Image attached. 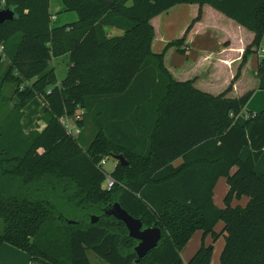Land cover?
Returning <instances> with one entry per match:
<instances>
[{"label":"trees","instance_id":"16d2710c","mask_svg":"<svg viewBox=\"0 0 264 264\" xmlns=\"http://www.w3.org/2000/svg\"><path fill=\"white\" fill-rule=\"evenodd\" d=\"M63 1L78 20L53 26L50 0H0V9L16 13L0 23V94L8 82L23 84L0 125V247L11 244L41 264H92L89 252L109 264H135L138 241L123 221L105 214L119 202L145 227L163 232L137 264H185L182 250L198 230L203 241L187 264H212L220 236V264H264V174L255 170L264 150V109L236 123L256 89H264V59L253 70L256 88L229 96L264 38V0ZM179 5H196L197 13L180 37L155 52L152 20ZM205 5L254 33L234 79L217 95L194 78L177 79L167 66L168 49L186 50ZM108 27L121 33L109 35ZM65 55L67 74L59 83L52 61ZM37 96L45 126L27 133L23 108ZM79 109L82 131L74 136L59 119ZM245 146L251 151L243 159ZM119 153L129 164L116 160L115 184L107 189L99 164ZM179 157L182 164L173 165ZM221 177L229 186L223 207L214 202ZM243 196L246 205L233 204Z\"/></svg>","mask_w":264,"mask_h":264},{"label":"crops","instance_id":"0c3cea01","mask_svg":"<svg viewBox=\"0 0 264 264\" xmlns=\"http://www.w3.org/2000/svg\"><path fill=\"white\" fill-rule=\"evenodd\" d=\"M196 13V5H179L154 18L152 22L156 27L157 33L153 44L154 51L158 53L162 52L169 41L180 37ZM111 30L114 32L113 35L121 33V31L114 28ZM253 38V32L240 26L234 20L226 17L223 13L211 6L205 5L202 20L197 22L188 34V46L186 50L180 51L175 47L168 49L166 56L167 66L177 79L184 81L194 78L196 79L195 84L198 88L217 95L225 91L231 84L240 66L244 49L252 42ZM263 59L264 38L260 48L249 57L248 62L242 69L240 78L234 84V88L229 96H239L248 90L256 88L257 79L253 74V70L257 69L259 62ZM28 105L24 109L25 114L22 119L24 131L27 133L34 128H27L25 124L26 108ZM44 108L45 105L43 106L42 113L38 117L43 115ZM263 109L264 89L258 88L247 104V111L237 116L236 123L244 125L247 121L248 113L258 114ZM251 127L252 124L249 127V131ZM116 132H118L116 134L131 139V137L125 135L119 129ZM136 141L138 144V140ZM250 151L251 149L245 146L241 150L240 156L246 159ZM182 162L183 158L179 157L173 162V165L179 166ZM255 170L264 174V150L256 163ZM228 190L229 186L226 178L221 177L214 191V202L217 206H222L221 193L226 192V196ZM236 201L239 203L241 200ZM197 246L199 247V242ZM0 264L41 263L33 260L31 255L22 249L4 243L0 247ZM212 264H219L217 260L214 261V257H212Z\"/></svg>","mask_w":264,"mask_h":264},{"label":"rangeland","instance_id":"374dc122","mask_svg":"<svg viewBox=\"0 0 264 264\" xmlns=\"http://www.w3.org/2000/svg\"><path fill=\"white\" fill-rule=\"evenodd\" d=\"M50 11L53 14V22L52 24L54 26H61L65 24H69L72 21H75L78 19V14L75 11H67L65 10V5L63 0H50ZM112 28H109V35H113L114 32L111 30ZM69 64L68 56H61L54 58L52 61V65L56 68V73L58 76V82L61 83L62 80L65 78L67 74V68ZM22 85L18 88L16 87V84L14 82H8L4 85L3 90L0 94V125L5 121L7 116L14 110L16 101L20 99L19 92L22 90ZM44 103L40 97H35L26 108V118H25V124L26 127H34L33 130H42L44 125V122L38 117L43 110ZM25 107L23 108V110ZM25 111V110H24ZM29 121V122H28ZM87 134L93 133L92 128H90L87 132ZM106 160V164L104 165V169L107 173V175H111L112 171L117 165L116 159H114L112 156L108 157ZM226 185V184H224ZM225 187V186H224ZM224 192V191H223ZM226 193V192H225ZM225 193H221V204L224 206V196ZM246 199V200H245ZM249 198L247 196H243L242 200L239 202L242 205H246ZM233 204H238L236 199L233 201ZM217 205V204H216ZM69 213H72L69 211ZM97 215V214H96ZM223 222L219 221L216 226L215 230L220 232L223 228ZM203 241V232L201 230H198L194 233V235L191 237L189 242L186 244L184 249L182 250V258L185 261V264L188 263V261L194 256L198 248H200L201 243ZM211 241V236L208 235L205 238V242L208 243ZM199 242V247L197 246V243ZM225 245V239L223 236H220L218 240L214 243V261H218L220 264V256L222 253V250ZM89 258L91 260L92 264H109L106 262L103 258L95 254L94 252H89Z\"/></svg>","mask_w":264,"mask_h":264},{"label":"water","instance_id":"95a60500","mask_svg":"<svg viewBox=\"0 0 264 264\" xmlns=\"http://www.w3.org/2000/svg\"><path fill=\"white\" fill-rule=\"evenodd\" d=\"M16 18V13L12 7L5 9H0V23H3L7 20H13ZM112 157L116 159L122 165L129 164V161L126 159L124 154H112ZM105 214L109 216H114L118 220H121L125 223L129 236L133 237L138 241L135 246V251L138 255V258L135 261L137 264L142 260L151 250L156 248L163 236L161 227L159 226H149L145 227L142 219L137 218L130 214L127 209H125L119 202H115L112 206L105 209ZM99 220V216H92V222L95 223ZM70 224H74L75 221L68 220Z\"/></svg>","mask_w":264,"mask_h":264},{"label":"built area","instance_id":"2783aa9c","mask_svg":"<svg viewBox=\"0 0 264 264\" xmlns=\"http://www.w3.org/2000/svg\"><path fill=\"white\" fill-rule=\"evenodd\" d=\"M2 52V46H0V53ZM82 113L83 110L79 109L75 115L70 116V115H63L62 117H60V122L61 124L66 128V130L68 131L69 134L71 135H78L81 133L82 131V127L79 125L78 121L82 119ZM106 160L107 158H104L102 161L105 162L106 164ZM105 164H99L100 167L104 168ZM107 174V173H106ZM115 184V179L111 176V175H107V179L104 183V187L107 189H111L113 187V185Z\"/></svg>","mask_w":264,"mask_h":264},{"label":"clouds","instance_id":"9594fccd","mask_svg":"<svg viewBox=\"0 0 264 264\" xmlns=\"http://www.w3.org/2000/svg\"><path fill=\"white\" fill-rule=\"evenodd\" d=\"M101 164L103 165V164H105V162L104 161H101Z\"/></svg>","mask_w":264,"mask_h":264}]
</instances>
